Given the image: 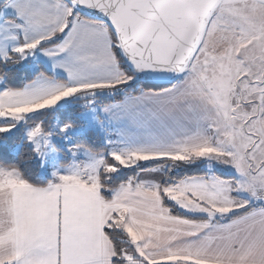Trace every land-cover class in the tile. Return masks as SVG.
<instances>
[{
    "label": "snow or ice",
    "instance_id": "6c2138e0",
    "mask_svg": "<svg viewBox=\"0 0 264 264\" xmlns=\"http://www.w3.org/2000/svg\"><path fill=\"white\" fill-rule=\"evenodd\" d=\"M0 264H264V0H0Z\"/></svg>",
    "mask_w": 264,
    "mask_h": 264
}]
</instances>
